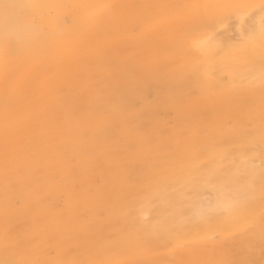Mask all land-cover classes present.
<instances>
[{
  "label": "rangeland",
  "instance_id": "1",
  "mask_svg": "<svg viewBox=\"0 0 264 264\" xmlns=\"http://www.w3.org/2000/svg\"><path fill=\"white\" fill-rule=\"evenodd\" d=\"M60 2L0 0V264H238L262 225L176 244L142 212L244 163L260 199L264 0Z\"/></svg>",
  "mask_w": 264,
  "mask_h": 264
},
{
  "label": "bare ground",
  "instance_id": "2",
  "mask_svg": "<svg viewBox=\"0 0 264 264\" xmlns=\"http://www.w3.org/2000/svg\"><path fill=\"white\" fill-rule=\"evenodd\" d=\"M50 4L60 8V0H47ZM14 2V0H13ZM14 4V3H13ZM13 4H11L13 6ZM15 5V4H14ZM11 6V7H12ZM38 9V7H36ZM264 16V11L256 12L255 15ZM261 16V17H262ZM250 17V16H248ZM61 15H58V19ZM55 20L51 19V22ZM242 26L247 25L249 22L245 19H239ZM262 30V25L260 26ZM245 46V45H244ZM252 49L253 53L250 54L255 62L259 53H262L264 49V38L256 37L249 42L245 49ZM263 74V72H262ZM254 78L257 82L260 81L257 72L253 73ZM262 142H264V131L262 132ZM252 143L250 145V154L253 151ZM255 157V156H252ZM264 157V156H262ZM260 158H257V160ZM247 164H242L238 169L237 173L230 172L226 177H221L215 168H212L206 176L213 179L214 184L207 190V197L203 200L196 201L192 206H180L179 202H172L165 208H144L142 215L153 214L154 219L152 220L153 229L156 231L157 237H165L167 240L172 239L182 244L185 237L192 234L196 240L207 241L210 239L211 234L220 233L222 237L227 234V231L232 229L247 230L249 225L257 223L262 225V230L258 235L249 237L248 243L239 251L246 250L245 256H239L238 264H264V214L262 213V219L258 218V213L262 210L257 211V208L262 204L264 206V179H262V193L260 199H255L256 193L252 190L248 184H241L238 181V173H245L251 184L256 182L259 174H254L249 171L246 167ZM264 171V169H262ZM213 183V182H212ZM200 190V189H199ZM255 194V196H254ZM183 195L180 196V198ZM169 211H172L169 212ZM176 214V215H175ZM241 230V231H242ZM183 235V240H179L176 237ZM115 238V237H114ZM116 242V240H114ZM250 242V243H249ZM130 242L126 243L125 247H131ZM123 246V247H124ZM216 246V245H215ZM217 249H215V252ZM213 259V258H212ZM215 260H217L215 258ZM210 262L209 260L207 261ZM217 264H227L223 261L218 260ZM250 264V263H249Z\"/></svg>",
  "mask_w": 264,
  "mask_h": 264
}]
</instances>
